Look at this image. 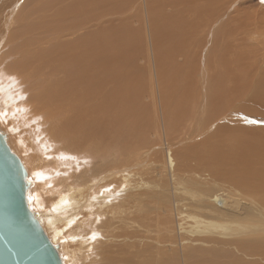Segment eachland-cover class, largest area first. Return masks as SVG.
I'll return each instance as SVG.
<instances>
[{
	"label": "rangeland",
	"instance_id": "obj_1",
	"mask_svg": "<svg viewBox=\"0 0 264 264\" xmlns=\"http://www.w3.org/2000/svg\"><path fill=\"white\" fill-rule=\"evenodd\" d=\"M10 1L12 0H0V4L6 5ZM18 1L16 0V3ZM90 1L20 0L17 8L9 16L8 27L4 30V41L12 29H16L20 33V26L22 24L34 26L35 22L39 26V31L44 30L46 24L50 25V34L54 35L56 30L54 25L57 19H66L70 25L76 26L79 16L84 13L82 15L83 20L84 16L89 15L88 12L91 8L99 6L100 8L98 7V10H95L96 13H90L94 15V19L85 21V27L91 29L90 33L96 37H107V34L111 35L113 45L125 47L129 50L131 59L134 58L132 59V69L135 70L137 65L141 66V69L138 67L139 69L137 68V71L135 70V73L132 74L134 81L137 78L144 79L141 82L140 79L137 80L140 83L143 81L145 91L143 90L144 93H142L143 105H140L141 112L134 115L132 119V125L136 124L135 128L128 127L122 120V112H117L118 121L111 127L114 130V143L104 147L103 145L111 142V140H105L103 133L94 132V134H98L99 136H94L92 140H89L85 148L100 146L101 151L97 150L98 154L96 155V164H99L97 169L100 170L103 168L104 163L106 166H112L111 169L116 167L125 168L127 166L131 168L129 163L134 162L133 157L135 154L143 150H152L159 147L156 152L150 151L144 157H141L138 161L140 162L138 169L132 171L128 177H121V179L117 180L113 179V181L106 180V182L110 181L114 183L112 185V192L114 194L117 192V196H112V192H105V194L100 192L101 189L104 190V188H101L102 183L99 182L101 180L99 176L103 174L102 169L92 175H86L85 179L88 178V180L85 183L88 185L89 182H92V186L86 194L85 192L81 194V198L86 197L87 199H91L100 192V198L95 197L93 199L98 201V203L102 201V204L99 203V205L95 201L91 204L85 202V208H83V205L80 208L77 206V210L72 212L71 210L74 207L71 208L69 206V208L63 210V213H59L65 216L71 211L73 215L78 209L79 212L81 210L77 214H81L80 217L77 216L76 218L79 224L83 218L85 219L83 216H86L88 211H97V215L101 216L97 218L95 223H98L100 229L97 228L95 231L98 233L101 231V235L95 236L96 238H93V240L104 237L105 240L102 243H107L108 246L111 245L113 247L111 250L108 248L107 251H103L105 258L106 255H109L111 260L103 262L98 253L95 256L94 247L92 248L91 244L82 243L80 236L78 238L74 237L73 240L75 242L70 240L57 241V243L59 242L57 248L64 255L63 258L67 262L70 261L71 264H123L122 260L125 259L123 257H129L132 263L137 264H207L206 258L209 259V257L217 253L211 249L215 244L213 243L214 240H225L228 242L230 239L237 240L241 235L247 237L253 233L257 234L258 239H261L260 236L264 238V201L261 199L262 201L258 203L252 200V198L250 199V196L246 194L249 191L246 185L233 183L230 181V178H226L225 173L221 174L223 167L245 168L247 172L248 169L252 170L251 168H260V163H257V159L260 156V149L264 148V104H262L264 100L258 101L256 95L253 94L255 92L254 86L249 87L251 90L245 91L246 95H243L242 100L240 99L242 103L233 104L232 115L228 119L232 123L238 121L239 123L240 121L247 123L248 126H240L239 123L237 125L241 128L249 127V135L247 137L256 144L250 153L248 149L243 150L242 148H237L236 145L230 146V143L237 137V134L242 133L240 130L234 131L232 139L225 144H213V138L212 140L209 138L205 140L203 137L207 133H202V137L200 138L198 137V133H194L189 139L186 136L188 131L194 132L196 128L199 131L213 128L209 126V117L206 110L199 112L197 106H190L189 104L191 100L188 97H192L196 89L193 86L186 85L184 79L186 76L184 75H186L187 70L178 68V61L181 62V59L185 58L183 50L181 51L178 48L177 53H174L175 51L172 53L162 50V24L169 22L174 28L180 29V34H191L190 40L201 42L200 48H197V51L193 44L190 45L191 47H188L192 50L185 48L184 51L188 61L193 60L195 64L201 63L202 67L208 64L209 72L211 73L210 62L213 57V48L215 46V57L218 60L222 49H224V45L222 40H220L219 45L215 44L213 46H211L209 41L206 48V40L208 38L202 36V34L210 32L212 35L216 34L220 36L225 31L224 29L234 25L233 23H230V26L227 25L228 27L223 25L226 22L227 12L218 9L219 6L200 8L197 0H170L168 4L166 0H116L108 4L101 3V5L90 3ZM253 1L251 2L252 8L257 6L254 5L257 2ZM263 1L260 0V3H258L259 8L262 9L263 7V11L261 9L260 12L255 11L253 14H257L256 17L255 15L252 16V20L258 26H256V31H260L259 34L255 30L248 33L247 25L237 26V32L232 33V36L238 33L237 36L239 38L244 35V42L246 43L247 41L246 44L250 47L251 44H255L257 40L260 41L264 37V6H261L264 3ZM256 8L258 9V7ZM106 9L107 11H105ZM250 9L249 11H251ZM10 10L8 9L7 11L3 8L2 11L3 13L6 11L8 13ZM170 15H176L178 18H172ZM237 17L241 18L240 16ZM221 24L223 27H221ZM117 25L119 28L115 27ZM212 26H214V29L211 28ZM243 29L245 32H243ZM23 31L24 29L22 28ZM76 34L80 36V34ZM248 34L252 35L246 37ZM226 35L227 39L229 34ZM156 43L157 46L154 49ZM2 46H0V56L4 52ZM174 46L176 47L175 44ZM254 47L257 50L251 47L250 51L253 50L255 54H258L255 60H258L259 66L263 67L264 49H261V47L258 49L256 45ZM155 52L158 60L161 62L160 66L162 65L161 67L163 68V70L159 68L161 75H158L159 70L153 63ZM167 53H169L170 58H168ZM172 54L175 55L173 56ZM177 54L179 55L177 56ZM251 55L245 54L243 60L246 62H243L249 63ZM28 56L29 53H27L24 59ZM171 64L173 65L171 66ZM258 64L255 66V69L261 73L262 70L258 67ZM38 66V64H32L30 69L37 68ZM133 66L135 67L133 68ZM249 67L252 66L250 65ZM15 68L24 75L17 65ZM246 70H248L247 66H245L244 73H242V85H246V83L251 84L252 80L258 79V73L253 72L255 70L250 71L251 74H246L249 72H246ZM148 71H150L149 74ZM179 71H183L185 74L182 72L180 76H176ZM27 72L28 70H25V73ZM253 73L255 76L252 75ZM137 74L139 75L136 78L135 75ZM187 74L189 75V72ZM182 79L183 81H181ZM150 82L151 85H149ZM146 85L151 86L152 90L150 91V88ZM201 86L202 88L205 87V92H209L211 88L209 84H203V82ZM201 86L199 87L201 88ZM0 91L3 90L0 89ZM191 92L193 95H191ZM6 93H13L11 96L15 95L14 90L12 92L8 90ZM240 105H242V109ZM9 106L4 108L7 110L10 108ZM11 111L13 114L16 113L13 109ZM61 112H64V110ZM200 116L201 118L204 117L201 122L198 121ZM4 118H6V115L2 117L0 112V129L6 135L7 144L10 148H13L14 144L17 147L16 150L14 148V151L11 150L20 158L28 171H31L32 167L34 168L32 173L40 170L38 171L40 172V174L38 173L39 175L34 176L32 174V177L30 176V187L27 189V195L31 205L34 202L37 204L36 199L40 197L39 193L42 194L45 200L42 198V202H44H41L43 207L40 212L44 215L43 211L46 209L49 211V209L55 208V210L60 211L58 210L59 207L54 206V204L57 198L65 196L68 191H71L68 195L74 200L81 199L75 193L79 190L78 176L82 171L80 167L83 164L75 157L76 154H68L69 151L61 148L62 143L66 140L61 139L55 134L53 136L62 142L58 143L42 134L41 140L48 145H46L47 150L46 147L39 150L34 147L26 153L23 148L25 143L21 147L15 137L19 133H22L20 134L22 136L29 134L30 128H35L39 125L34 122L28 129L23 131L22 129H18L19 127L16 124H13L17 123L14 118L13 123L11 117L8 118L7 116L5 120ZM52 120L54 126L60 125L61 121L55 116ZM107 123L111 122L108 121ZM14 127L17 128V131ZM21 127L26 126L21 125ZM250 127L255 133L250 130ZM96 129L101 132L100 127ZM119 133H121L122 138L116 137ZM123 134H135V136L128 140L123 137ZM140 136L144 137L145 142H139ZM241 139V137L236 138L237 141ZM29 145L33 144L29 143ZM25 154H33L37 157L36 163H34L35 161L32 162L33 166L30 165V162L28 163L23 160L22 155ZM243 163H246V165L244 166ZM199 164H202L203 168ZM263 169L264 167L260 170ZM98 178L99 181L96 185L95 180ZM231 178L237 177L234 175ZM262 179H264V175ZM106 194L109 196H105ZM216 194L219 196V201H215V203L212 198ZM205 220L208 221L207 224ZM198 222L199 224H196ZM205 224L209 227H205ZM75 225L73 229L74 232H77L79 230L76 231ZM65 230L69 231L70 229L67 227ZM44 231L50 240L53 234L52 229L48 227ZM62 231L65 234L64 230ZM187 238H192L193 241ZM194 240H197L198 243H193ZM101 241L102 239L98 244H101ZM242 241L248 242L247 240ZM259 241H262V239ZM230 242L227 245L222 244L220 246L221 249L224 250ZM79 243L84 245H79ZM85 245H87V248H85ZM257 247L258 251L264 250V246ZM228 253H230L229 250H227V253H221L215 261L218 260V264H225L223 263L224 261H235L237 255H234L235 257L232 258ZM88 254L89 256H87ZM193 255L196 260L191 259ZM256 257H254L255 260L251 259L248 261H256Z\"/></svg>",
	"mask_w": 264,
	"mask_h": 264
},
{
	"label": "bare ground",
	"instance_id": "obj_2",
	"mask_svg": "<svg viewBox=\"0 0 264 264\" xmlns=\"http://www.w3.org/2000/svg\"><path fill=\"white\" fill-rule=\"evenodd\" d=\"M115 1L116 0H101V1L93 0L90 1V3L101 5V3L108 4ZM197 1H198V6L200 8L219 6L218 9L227 12L226 22L222 24L227 26L230 23H233L234 25L232 26L229 25L230 27L224 29L225 31L220 36L216 34L212 35V33L210 32H206L202 34V36L208 38L206 40V48L209 41L211 46L215 44L219 45L220 40L223 41V45H224V49H222V52L220 53L218 60L215 57V46H214L213 57L211 58V62H210V69H211V73H210L208 64L202 67L201 63L195 64L193 60L188 61L186 53L184 51L185 48H188L192 44L194 47H196V51H197V48H200L201 42H195L190 40L191 34H180V29L174 28L172 25L169 24V22L166 24H162L163 27V32L161 34V37L163 38L162 50L164 52H172V53L174 51H175L174 53H177L176 51H178L179 49H181V51L183 50V54H185V58L181 59V62L178 61L179 63L178 68L180 67L181 70L186 69L187 73L189 72V75L187 73L186 75H184L186 76L184 78L186 81V85H189L190 87L193 86L196 89L195 94L193 95L191 92V95L193 96L192 97L190 96V98L188 97V99L191 100L189 104L190 106H197L199 112H201V110H206L209 117V126L213 128V129L207 128L201 131H199V129L196 128L194 132L188 131L186 136L187 138L190 139L194 133H198V137L200 138L202 137V133L204 134L207 133L203 137L205 138V140L207 138L212 140L213 138L214 140L213 144H225L230 139H232V135L234 134V131L240 130L242 131V133L241 132L238 133L236 138L241 137L242 139L238 141L236 140V138L233 139V141L230 143V146L236 145L237 148H242L243 150L248 149L250 153L252 148L256 144L254 141L250 140L247 137V135H249L248 134L249 127H246L248 126L247 123L245 121H240V123L239 121L232 123L228 119L232 115L233 104L241 102L243 95L244 96L246 95L245 91L251 90L249 89V87L254 86L255 92H253V94L256 95L258 101L264 100V69H263L264 66L263 67L261 66L262 67L261 68L257 63L258 60H255L258 54H255L253 50L250 51V49L252 48L257 50V48L254 47L255 45L258 47V49L260 47L261 49H264V37L260 39V41L257 40L255 44H251L252 47L251 48L248 44H246L247 41L246 43L244 42L245 41L244 35H242L241 38H239L237 36L238 33L233 34V36L232 33L237 32L236 30L237 26H244V25H247L246 28L247 30H249L248 33L253 32L254 30L256 31L258 26L255 24V21L252 20V16L255 15L253 14L255 11L260 12L261 8H259L260 6H258L260 0H254L257 2V4L256 3L254 4L257 5L254 8H252V4H251L253 0H197ZM19 2L20 0L17 3L16 0H12L6 5L0 4V16H1L0 46H2L3 44L2 50H4V52L0 56V89L3 90L0 91L1 116L3 117V115H6V118L7 116L8 118L11 117L12 123L14 118L18 124L17 123H13V124H16L19 127L18 129H22L23 131L28 129L29 126L32 125L34 122H36L39 125L38 127L30 128L29 134H26L27 131L25 132L26 135L23 136L20 135L22 133L19 132L18 135L16 134L17 137L15 138L17 139L21 147H23L25 143V146L23 148L25 149L26 153L28 150H32L34 147L37 148L38 150L44 149L46 147L47 144L41 140L42 134L44 136L50 137L51 139H53L54 142L62 143L60 140H58L53 136L55 134L58 135L61 139L66 140L64 143H62L63 145L61 146V148L65 149L66 151H69L68 154H76L75 157H77L79 162L83 164V166L80 167L82 171L78 176L79 190L75 193V195H78L79 198H81V194L83 192H85L86 194L89 191V188H91L92 186V182H89L88 185L85 183V181L88 180V178L85 179L86 175L87 174L92 175L93 173L99 172L102 169H103L102 170L103 174L99 176L101 180L99 181V178L96 179L95 180L96 185L98 184V181L102 183L101 188H104V190L101 189L100 192H103V194H105V192H112L113 190L112 185L114 183L110 181L106 182V180L113 181V179L117 180V179H121V177L124 178L128 177L132 171L138 169V165L140 164V162L138 161L141 157H144L145 154L150 151L156 152L159 147L158 146L157 148H154L152 150L146 148L147 150L141 151L142 153L138 152L137 154H135V156L133 157L134 162L129 163L131 165V168L127 166L125 168L116 167L111 169L112 166H106V164L104 163L103 168L100 170L97 169L99 164H96V155L98 154L97 150L101 151L100 146L85 148L89 143L88 142L89 140H92L94 136H99L98 134H94V132L103 133L105 135V140H111V142L104 144L103 145L104 147L114 143L115 140L114 130L111 129V127L113 126V124H115L118 121L117 112H122L123 114L122 120L125 122V124L128 127L135 128L136 124L132 125L133 123L132 119L134 118V115L141 112L140 105H143L142 93H144L143 90L145 89V87H143L144 85L143 81H142L143 84L140 83L141 80L144 79L137 78L139 75L137 74L135 76L137 79H140V82L137 79L134 81V76L132 75L133 73H135V70L137 71V68L139 66L138 65L137 67L133 66V68L135 67V70L132 69V59L134 58L131 59V54L127 48L117 47L115 46V44L113 45L111 35L107 34V37L104 36L96 37L95 35L90 33L91 29H87L85 27L86 25L85 21L94 19V15L90 13L92 12L96 13L95 10H98L97 8L99 6L91 8L90 11L88 12L89 15L84 16L83 20H82V15L84 13L81 16H79V18H77L78 20L76 26L70 25L69 21L66 19L63 18L57 19L56 24L54 25L56 28L54 35L50 34L49 31L50 25L46 24V28L44 30L39 31L38 30L39 26H37L36 22L34 21L35 22L34 26L30 24L27 26L26 24L24 25L22 24L20 26V33L16 29H12L9 35L7 36L6 40L4 41V30H6V28L8 27L7 22L9 16L12 13V11L17 8ZM169 2L170 0H166L167 4ZM243 3L244 5H242ZM261 6H264V3ZM256 7H258V9ZM3 8L6 9L7 11L8 9L11 10L8 13L7 11L3 13L2 11ZM249 9L251 11H249ZM105 11H107V9ZM261 11H263V7ZM102 12L104 13L103 9ZM237 16H240L241 18ZM170 17L178 18V16L176 15H170ZM222 24L221 27H223ZM119 26L121 25L119 24ZM119 26L117 25L115 27L119 28ZM21 27L24 29L23 32ZM211 28L214 29V26H212ZM243 32H245L244 29ZM259 32L257 34H259ZM76 33L80 34V36H77ZM226 33L227 35L229 34L227 39L225 37ZM250 35L252 34H248V36L246 37H249ZM123 37L126 39L125 36ZM173 43L176 45L177 48L174 46ZM156 46L157 43L154 45V49H156ZM27 53H29V56L24 59ZM211 53H212V48H211ZM167 54L169 56V53ZM245 54L251 55V58L249 56V58L251 59V61L249 60V63H245L246 61L243 60ZM172 55L174 56L175 54ZM178 55L179 54H177V56ZM168 58H170V56ZM153 63L158 70L159 68L160 69L162 68L161 67L162 65L160 66L161 62L158 60L156 52L154 54ZM256 63L258 64V67L262 70L261 73H259L260 71L258 72L255 69L256 68L255 66L257 65ZM32 64H38L39 66L37 68L30 69ZM254 64L256 65L254 66ZM16 65L19 67V69L23 72L24 75H22L20 71L16 70L15 68ZM172 65L173 64H171V66ZM250 65L252 67H249ZM245 66H247L248 68L246 72L249 71L246 74H249L250 71L255 70L253 72L258 73L257 76L258 79L252 80L251 84L246 83V85L245 84L242 85L241 84L243 80L242 73H244L243 71ZM25 70H28V72L25 73ZM182 72L183 71L177 72L176 76H180ZM149 73L150 71H148V74ZM254 73L252 74L253 76H255ZM158 75H161L160 70ZM140 77H142V75H140ZM181 81H183V79ZM202 82L203 84L210 85L211 88L209 92L204 91L205 87L202 88L201 86ZM149 85H151V82ZM149 85L146 86H148L150 88L149 90L151 91L152 87ZM199 86H201V88ZM242 86L244 87V89ZM8 90H11V92L14 90L15 95L11 96V94L13 93L10 94L6 93ZM49 99L50 101H48ZM10 103L11 105L9 106ZM204 104H205V108H204ZM262 104H264V102H262ZM6 106H9L10 108L6 110L4 108ZM240 107L242 109V105H240ZM11 109H13L16 113L13 114ZM8 110H9V114H8ZM63 110L64 112H61ZM54 116L61 121L60 125L54 126L52 124L53 123L52 119ZM6 118H4V120ZM203 118L204 117L201 118L200 116L198 121L201 122ZM108 121H110L112 124L107 123ZM238 123L240 124V126L246 125L245 126L246 128L239 127V125H237ZM21 125L26 127H21ZM98 127L101 128V132L96 129ZM14 128L17 131V128L16 127ZM250 130L253 133H255V131H253L251 127ZM0 131L2 132L1 129ZM25 136H27L28 138ZM134 136L135 134L134 135L123 134V137L128 140ZM116 137L122 138L121 133H119V135H117ZM5 139H6V135H5ZM139 142L140 143L145 142L143 136L139 137ZM29 143L33 145H29ZM103 146L102 148H104ZM13 148L15 150L17 149L16 144L13 145ZM13 148H10V150L12 149L14 151ZM259 152H260V156L257 159V163H260V168L257 169L251 168L252 170L248 169V172L245 170V168L235 169L234 167L232 168L223 167V169L221 170V174L225 173L226 178L227 179L230 178L231 182L240 185H246L249 190L246 192L247 196H250V199L252 198V200L258 203H260V201L262 200L264 201V179H262L264 175L263 173L264 169L260 170L262 167H264V148L260 149ZM22 157L24 161L28 163L30 162V165L32 166H33L32 162L35 161L34 163H36L37 160V157L33 154H29V155L25 154L22 155ZM243 164L244 166L246 165V163ZM199 165L201 168H203L202 164ZM24 169L26 171V180L29 181L28 183L29 185L25 189V198H26L27 206L29 210L32 212L33 216L38 221V223L43 228V231L48 227L52 229L53 234L50 237V242L52 243V245L57 248L59 243V242L57 243L58 240H63V241L70 240L75 242V240H73L74 237L78 238V236H80L82 243H88L92 245V248L94 247L95 256H97L98 253V256H100L101 259H103V262H105V260L110 261L111 260L110 256L106 255L105 258V254L103 251H107L108 248L111 250L113 249V247L111 245L108 246L107 243H102L105 240L104 237L93 240V238H96L95 236L101 235V231L99 233L95 231L97 230V228L100 227L98 226V223L95 222L97 218L100 217L101 215H97L98 214L97 211L89 212L88 209L87 210L88 214L86 216L82 215L83 217H85V219L83 218V220L80 221L79 224L76 221L77 216L80 217L81 215V214L77 215L79 209L77 212H75L76 214L73 213L72 215V212L77 210L76 209L77 206L78 208H80V206L83 205V208H85L86 206L84 205L85 202H87V204H91L93 201H95L93 198L95 197L100 198L99 197L100 192L91 199H87L85 197L79 200H74L71 196L68 195L69 193H71V191H68L66 192L67 194L65 196L56 199L54 206L59 207L58 210L60 211L55 210V208H51V210L48 208L49 211H47V209L44 210L43 212L45 214L42 215V212H40L43 207L42 203L44 202V201L42 202V198H43L42 194L39 193L40 197L36 199L37 204H35L34 202L33 205H31L29 201V197L27 195V189L30 187V176L32 174L34 176L39 175L40 172L38 171L40 170L32 173L34 170L33 167L31 171H28L25 167ZM234 175L237 178H231ZM115 180L114 182L116 183ZM110 185L111 187H109ZM116 193L117 192H115L114 194L112 192V196L114 195L117 196ZM105 196H109V195L106 194ZM212 200L214 202L219 201V196L216 194L212 198ZM39 201L40 203L41 202L42 203L40 204ZM95 202L98 203V201ZM99 203L102 204V201H99ZM69 206H71V208L74 207L71 210L72 212L70 211V213L65 216H62L63 214H59V213H63V210L69 208ZM187 214H191V213H187ZM60 215L63 218L62 217L59 218L58 216ZM75 223H77V225H75ZM207 223L208 221L206 222V224ZM196 224H199V222ZM206 224L205 227L208 226ZM74 225L76 226V231L77 230L79 231L74 232L73 229ZM67 227L68 229H70L69 231L65 230ZM62 230H64L65 234L63 233ZM84 233L85 235H83ZM260 238L262 239V241H259L261 239H258L257 234L255 235L254 233L248 235L247 237L245 235H241L238 237L237 240L230 239L231 242L228 241L230 243L224 250H222L220 246L222 244L227 245L228 242H226L225 240H216V241L214 240L213 243L215 244L214 246L211 247V249L217 253L209 257V259L206 258V261H208L209 264H218L217 262L218 260L215 261L218 255H220L221 253H227V250H229L230 253L228 254H230L232 258H234L237 255L238 259L236 257L235 261L232 262L224 261L223 263L225 264H262L264 262V250L261 249L258 251L257 246H264V238H262L261 236ZM101 239H102L101 244H98V242ZM187 239L189 240L191 239V241H193L192 238H187ZM242 240H247L248 242H244ZM193 243H198V242L197 240H194ZM79 245H84V244L79 243ZM85 246H86L85 248H87V245ZM217 249L219 250L217 251ZM57 251L63 261V264H71L70 261L67 262V260L63 258L64 255L62 254V252L60 253V250L58 248ZM87 256H89V254ZM255 256H257L256 257L257 259L256 261L253 262L256 263H253L252 261L251 262L248 261L251 259L255 260L254 259ZM250 257L252 258L249 259ZM123 258H125L122 260L123 264H137V263H132L130 260L131 258L129 257H123ZM191 259L196 260L194 258V255L191 256Z\"/></svg>",
	"mask_w": 264,
	"mask_h": 264
},
{
	"label": "water",
	"instance_id": "obj_3",
	"mask_svg": "<svg viewBox=\"0 0 264 264\" xmlns=\"http://www.w3.org/2000/svg\"><path fill=\"white\" fill-rule=\"evenodd\" d=\"M26 171L0 131V264H63L29 210Z\"/></svg>",
	"mask_w": 264,
	"mask_h": 264
}]
</instances>
